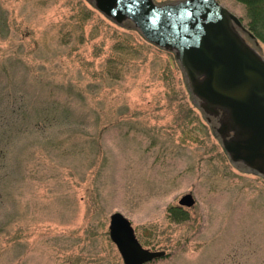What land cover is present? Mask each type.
Segmentation results:
<instances>
[{"label": "rangeland", "instance_id": "obj_1", "mask_svg": "<svg viewBox=\"0 0 264 264\" xmlns=\"http://www.w3.org/2000/svg\"><path fill=\"white\" fill-rule=\"evenodd\" d=\"M216 1L264 59L243 3ZM225 119L92 0H0V264H123L115 212L165 252L144 264H264V176L230 159Z\"/></svg>", "mask_w": 264, "mask_h": 264}, {"label": "water", "instance_id": "obj_2", "mask_svg": "<svg viewBox=\"0 0 264 264\" xmlns=\"http://www.w3.org/2000/svg\"><path fill=\"white\" fill-rule=\"evenodd\" d=\"M116 23L130 20L142 36L174 51L192 94L205 110H222L226 119L217 133H230L223 147L234 162L264 171V59L232 24L241 22L216 0H182L156 5L152 0H93ZM179 205L190 207V194ZM109 237L123 264H144L164 251L141 246L130 221L121 213L109 217Z\"/></svg>", "mask_w": 264, "mask_h": 264}, {"label": "trees", "instance_id": "obj_3", "mask_svg": "<svg viewBox=\"0 0 264 264\" xmlns=\"http://www.w3.org/2000/svg\"><path fill=\"white\" fill-rule=\"evenodd\" d=\"M246 8V29L264 45V0H238Z\"/></svg>", "mask_w": 264, "mask_h": 264}, {"label": "flooded vegetation", "instance_id": "obj_4", "mask_svg": "<svg viewBox=\"0 0 264 264\" xmlns=\"http://www.w3.org/2000/svg\"><path fill=\"white\" fill-rule=\"evenodd\" d=\"M251 170H254L255 172H257V173H259L260 175H262V176H264V171L263 172H258V171H256L255 169H252V168H250Z\"/></svg>", "mask_w": 264, "mask_h": 264}]
</instances>
